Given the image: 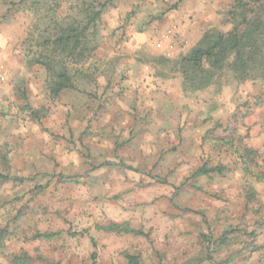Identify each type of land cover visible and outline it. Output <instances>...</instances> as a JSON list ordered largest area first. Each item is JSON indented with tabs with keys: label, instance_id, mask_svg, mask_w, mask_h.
Listing matches in <instances>:
<instances>
[{
	"label": "clouds",
	"instance_id": "9594fccd",
	"mask_svg": "<svg viewBox=\"0 0 264 264\" xmlns=\"http://www.w3.org/2000/svg\"><path fill=\"white\" fill-rule=\"evenodd\" d=\"M0 264H264V0H0Z\"/></svg>",
	"mask_w": 264,
	"mask_h": 264
},
{
	"label": "trees",
	"instance_id": "16d2710c",
	"mask_svg": "<svg viewBox=\"0 0 264 264\" xmlns=\"http://www.w3.org/2000/svg\"><path fill=\"white\" fill-rule=\"evenodd\" d=\"M222 50H223V48H222Z\"/></svg>",
	"mask_w": 264,
	"mask_h": 264
}]
</instances>
